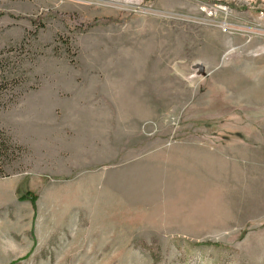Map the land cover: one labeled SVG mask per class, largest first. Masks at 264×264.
<instances>
[{"label": "rangeland", "instance_id": "rangeland-1", "mask_svg": "<svg viewBox=\"0 0 264 264\" xmlns=\"http://www.w3.org/2000/svg\"><path fill=\"white\" fill-rule=\"evenodd\" d=\"M0 143V264H264V0H0Z\"/></svg>", "mask_w": 264, "mask_h": 264}, {"label": "trees", "instance_id": "trees-1", "mask_svg": "<svg viewBox=\"0 0 264 264\" xmlns=\"http://www.w3.org/2000/svg\"><path fill=\"white\" fill-rule=\"evenodd\" d=\"M2 148V143H0V150ZM25 180L20 182L17 187V194L20 199L23 200H30L33 204H35L38 195L35 194L33 191L25 187Z\"/></svg>", "mask_w": 264, "mask_h": 264}]
</instances>
